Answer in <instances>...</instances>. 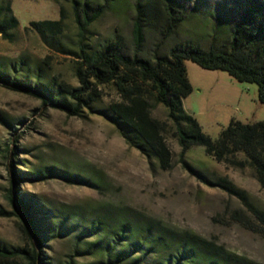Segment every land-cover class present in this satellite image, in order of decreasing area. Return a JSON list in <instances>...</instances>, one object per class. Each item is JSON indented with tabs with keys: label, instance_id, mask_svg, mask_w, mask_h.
<instances>
[{
	"label": "rangeland",
	"instance_id": "rangeland-1",
	"mask_svg": "<svg viewBox=\"0 0 264 264\" xmlns=\"http://www.w3.org/2000/svg\"><path fill=\"white\" fill-rule=\"evenodd\" d=\"M183 1L190 15L165 50L186 41L209 48L215 37L220 43L229 37L231 23L225 8L233 0ZM73 3L74 0H0V6L10 5L19 20L11 39L0 34V68L31 81H35L40 71L45 81L78 87L76 67L82 60L77 55L80 38ZM134 15L133 0H117L91 25L85 41L88 47L96 50L115 39L129 44ZM44 20L62 21L61 33L48 32L45 41L32 26V22ZM155 35H148L149 44ZM22 57L30 67L20 71L19 64L13 69V60ZM185 65L193 92L184 100V108L214 141L233 119L243 123L264 121V104L259 100L257 84L240 82L226 71L205 69L192 61H186ZM90 81L96 83L95 79ZM97 91L101 96L98 108L119 100L112 87L99 85ZM152 115L168 123L165 136L173 157L167 170L131 147L121 132L98 113L86 109L83 116H69L45 106L38 96L0 85V208L15 210L8 199L12 184L8 152L11 147L18 153L15 164L22 171L54 166L90 177L99 184L100 187L91 188L59 179L21 184L24 193L56 212L109 205L129 207L264 264V222L237 196L206 183L197 173L215 184L221 179L231 181L247 192L257 210L264 212V188L254 169L245 162V156L238 154L232 162H219L201 146H193L182 156L168 110L156 105ZM48 220L44 219V224H50ZM0 239L12 246L30 244L18 216L0 217ZM42 253L49 264H69L76 255L75 240L51 239ZM75 260L85 264L94 259Z\"/></svg>",
	"mask_w": 264,
	"mask_h": 264
},
{
	"label": "trees",
	"instance_id": "trees-1",
	"mask_svg": "<svg viewBox=\"0 0 264 264\" xmlns=\"http://www.w3.org/2000/svg\"><path fill=\"white\" fill-rule=\"evenodd\" d=\"M133 1L135 15L130 43L115 39L92 50L85 42L90 27L117 0H74V20L80 38L77 55L82 60L76 67L78 87L45 81L40 71L35 81H31L2 68L0 85L38 96L45 106L69 116H83L86 109L98 113L121 132L131 147L167 170L173 157L165 136L168 123L152 115V108L161 104L168 110L182 156L193 146L203 147L207 155L219 162H232L238 154H243L264 188V121L243 123L233 119L214 141L184 108V100L193 92L186 61L205 69L226 71L240 82L257 84L259 100L264 104V0H233L225 8L231 23L230 34L221 43L215 37L209 48L186 41L174 43L168 50H165L167 43L190 15L184 1ZM32 26L45 41L48 32L62 31V21L44 20L32 22ZM18 27L19 20L11 6H0V34L11 39L12 31ZM150 33L156 34L152 44H149ZM12 63L13 69L20 64V71L30 67L23 57ZM99 85L112 87L119 100L98 108ZM8 152L12 183L8 199L15 210L8 212L0 208V217H20L30 244L12 246L0 239V264H49L42 252L46 243L57 237L75 240L76 255L69 264H78L76 257L94 259L85 264H258L196 233L169 227L129 207L109 205L56 212L24 193L21 184L52 179L91 188H98L99 184L90 177L54 166L22 171L15 164L18 153L11 147ZM197 173L206 183L237 196L264 222V212L251 204L246 191L227 179L215 184ZM44 219L51 223L44 224Z\"/></svg>",
	"mask_w": 264,
	"mask_h": 264
}]
</instances>
